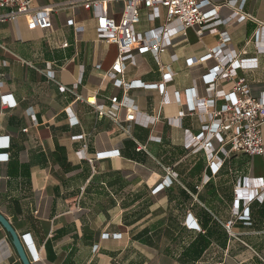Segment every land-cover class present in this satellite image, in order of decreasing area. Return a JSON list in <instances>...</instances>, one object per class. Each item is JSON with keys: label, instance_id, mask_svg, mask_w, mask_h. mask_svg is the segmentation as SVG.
Wrapping results in <instances>:
<instances>
[{"label": "crops", "instance_id": "0c3cea01", "mask_svg": "<svg viewBox=\"0 0 264 264\" xmlns=\"http://www.w3.org/2000/svg\"><path fill=\"white\" fill-rule=\"evenodd\" d=\"M36 2L61 4L52 28L30 30L24 18L0 23V60L7 61L0 68V212L23 238L31 263L264 264V188L255 189L264 181V154L215 150L223 159L215 171L205 149L185 145L188 135L202 131L204 112L193 105L215 98L205 74L218 60L205 56L220 45L219 34L199 35L196 26L174 37L159 60L137 53L127 81L160 85L167 70L173 79L164 93L138 83L126 89L105 76L118 50L98 37L90 10L72 0ZM243 12L253 18L216 26L229 31L226 46L245 64L238 75L258 98L264 94V0H245ZM148 13L141 11V33L160 25ZM232 13L223 6L219 18ZM70 17L82 31L68 24ZM65 41L69 46L62 47ZM233 86L232 79L216 83L225 91ZM3 94L17 104L4 105ZM91 95L106 105L126 95L150 122L130 123L129 135L98 116L86 101ZM225 102L215 98L213 108ZM212 143L217 149L218 140ZM107 151L119 154L96 159ZM243 185L261 197L238 208L236 190ZM248 205L250 217H239ZM191 219L196 225L189 226ZM0 264H24L1 222Z\"/></svg>", "mask_w": 264, "mask_h": 264}, {"label": "built area", "instance_id": "2783aa9c", "mask_svg": "<svg viewBox=\"0 0 264 264\" xmlns=\"http://www.w3.org/2000/svg\"><path fill=\"white\" fill-rule=\"evenodd\" d=\"M37 0H0V23L15 21L24 18L27 27L30 30H48L52 28V13L61 8V4L38 5ZM73 4H79L85 9L90 10L96 21V30L98 37L117 47L118 54L105 71V76L117 86L126 89L135 87V83L144 88H157L161 93L165 92V84L172 81L171 71L164 72L163 83L145 84L140 81H127L125 73L129 64H136V54L152 52L157 60L159 54L164 52L171 45L172 39L179 34H186L187 29L199 27L197 33L202 35L206 30L211 33H218L220 36V45L211 49L205 58L215 57L218 64L211 68L205 74V81L208 84V90L214 94L215 98L226 100L220 108H213L215 98L200 100L197 105H193L194 110L201 109L203 114L202 131L198 135H188L186 148L191 151L205 149L212 157L211 165L217 171L223 159L215 154L221 151L225 155L233 152H243L249 155L264 154V139L262 134V125L264 124V94L260 97H254L251 94V87L244 77L238 75V69L242 68L244 60H240L238 54L226 46L230 42L231 36L227 29L218 31L216 24L220 22L225 26L232 25L246 18H253L249 13L243 12L245 0H72ZM111 4H121V9L111 10ZM223 6L233 9L230 18L222 20L219 18V11ZM148 9V18L151 22L159 21L160 25L141 33L137 30L141 22V11ZM120 14L119 18L115 15ZM68 24L72 25L76 32L82 31L83 27L77 26L75 18L70 17ZM262 32L264 31V22H262ZM62 47L69 46L68 42L61 43ZM259 50L264 53V45H260ZM246 52V51H244ZM192 61L193 59H189ZM7 65V61L0 60V68ZM96 68L102 69V64H97ZM2 75V74H0ZM51 77H54L53 71H50ZM221 79H232L234 82L231 91H225L223 88L216 87V83ZM81 82V79H79ZM0 83H3L0 80ZM66 86L61 85V90L65 91ZM238 93L240 95H238ZM93 96L94 100H91ZM86 98V101L92 104L99 117H110L119 128L131 135L130 123L148 124L149 119L144 122L140 119L136 107L130 102L128 96L122 99L111 97V104L99 102L95 95ZM2 102L8 107H13L17 102L12 99L10 94L2 95ZM126 109V115L123 118L120 110ZM211 108V109H210ZM81 136V135H80ZM79 137V136H76ZM218 140L216 149L212 140ZM4 144V143H3ZM142 146L139 145V149ZM119 151L100 152L96 159L110 157ZM83 158V154L79 155ZM93 162V159H90ZM176 177V173H174ZM260 184V183H259ZM264 188V181L255 189ZM255 189L241 186L237 188V207H240L241 201L248 204L260 194H256ZM249 205L239 216L241 218L250 217ZM233 221H229L227 226L231 229ZM196 225V221L190 220L189 226ZM108 235V234H106ZM27 240L30 239L27 237Z\"/></svg>", "mask_w": 264, "mask_h": 264}, {"label": "water", "instance_id": "95a60500", "mask_svg": "<svg viewBox=\"0 0 264 264\" xmlns=\"http://www.w3.org/2000/svg\"><path fill=\"white\" fill-rule=\"evenodd\" d=\"M0 222L5 227V229L10 233L11 238H12V242H13L22 262L24 264H32L31 260L28 256L23 238L20 237V235L16 232L15 228L10 223V221L7 219V217L5 215H3L1 212H0Z\"/></svg>", "mask_w": 264, "mask_h": 264}, {"label": "rangeland", "instance_id": "374dc122", "mask_svg": "<svg viewBox=\"0 0 264 264\" xmlns=\"http://www.w3.org/2000/svg\"><path fill=\"white\" fill-rule=\"evenodd\" d=\"M119 16H120V15H118L117 18H119ZM87 37H88V35H86V38H87ZM88 38H89V40L92 39L91 37H88Z\"/></svg>", "mask_w": 264, "mask_h": 264}]
</instances>
